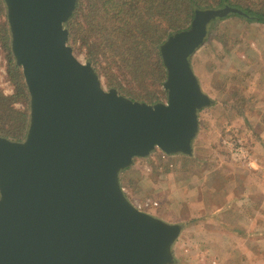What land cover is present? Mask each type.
I'll return each mask as SVG.
<instances>
[{
  "label": "water",
  "instance_id": "95a60500",
  "mask_svg": "<svg viewBox=\"0 0 264 264\" xmlns=\"http://www.w3.org/2000/svg\"><path fill=\"white\" fill-rule=\"evenodd\" d=\"M31 97L28 133L0 135V264H175L184 226L140 210L121 174L156 150L192 156L214 104L192 58L229 6L197 10L162 45L167 100L106 88L69 44L78 0H4Z\"/></svg>",
  "mask_w": 264,
  "mask_h": 264
},
{
  "label": "rangeland",
  "instance_id": "374dc122",
  "mask_svg": "<svg viewBox=\"0 0 264 264\" xmlns=\"http://www.w3.org/2000/svg\"><path fill=\"white\" fill-rule=\"evenodd\" d=\"M221 25L192 58L204 91L214 100L212 108L200 114L194 160L179 154L161 158L162 151L156 150L147 158H136L121 174L122 186L134 203L157 201L159 206L150 208V213L169 223H181L185 230L190 225L191 231L198 223L210 228L205 223L216 217L212 205L219 203L218 208L222 201L234 202L235 196H242L247 179L243 172L253 173L258 161L264 160L260 144L264 114L257 110L262 100L258 80L264 69V33H260L264 25L236 18ZM77 56L86 61L84 55ZM0 60L1 86L11 95L14 87L6 78V57L1 53ZM103 83L108 88L104 79ZM17 107L24 108L20 103ZM232 139L243 142L244 158L233 156L228 144ZM237 215L242 214H231L228 227L239 228ZM189 244L195 247L193 241Z\"/></svg>",
  "mask_w": 264,
  "mask_h": 264
},
{
  "label": "trees",
  "instance_id": "16d2710c",
  "mask_svg": "<svg viewBox=\"0 0 264 264\" xmlns=\"http://www.w3.org/2000/svg\"><path fill=\"white\" fill-rule=\"evenodd\" d=\"M226 6L241 13L218 18L210 25L209 34L234 18L264 25V0H78L67 23L69 44L76 55H84L93 64L108 88L155 104L167 100L161 45L176 32L188 29L197 10ZM11 40L7 7L0 0V53L6 57V78L14 87L13 94L8 95L1 86L0 60V135L21 141L30 125L31 97ZM19 103L24 108L17 107ZM161 153V158L169 157ZM179 155L194 160L190 155Z\"/></svg>",
  "mask_w": 264,
  "mask_h": 264
},
{
  "label": "crops",
  "instance_id": "0c3cea01",
  "mask_svg": "<svg viewBox=\"0 0 264 264\" xmlns=\"http://www.w3.org/2000/svg\"><path fill=\"white\" fill-rule=\"evenodd\" d=\"M260 33H264L262 28ZM262 100L258 112L264 114V69L259 76ZM257 82V83H258ZM264 147V133L260 139ZM264 154V153H263ZM264 157V155H263ZM264 160L258 161L253 173L244 171L246 182L242 185V196L235 201H222V206L210 208L216 217L210 218L211 227L194 225L183 232L174 246L175 264H264ZM242 173V174H243ZM133 174V173H132ZM243 174V175H244ZM172 175L168 177V182ZM157 183H155L156 186ZM229 192V196H230ZM238 198V199H237ZM225 209L224 212L222 210ZM231 209V210H230ZM239 210H241L239 212ZM246 211V212H245ZM237 215L239 228H230L228 221L232 213ZM191 231V232H190ZM195 247L189 248V242Z\"/></svg>",
  "mask_w": 264,
  "mask_h": 264
},
{
  "label": "built area",
  "instance_id": "2783aa9c",
  "mask_svg": "<svg viewBox=\"0 0 264 264\" xmlns=\"http://www.w3.org/2000/svg\"><path fill=\"white\" fill-rule=\"evenodd\" d=\"M228 144L231 146L232 148V152H233V156H238V158H244L246 155V149L245 146L243 144V142L241 140H234L232 139L231 142H228ZM140 210L149 212V209L152 207H156L159 206V202L157 201H152V200H148L147 202L143 203V202H135L134 203Z\"/></svg>",
  "mask_w": 264,
  "mask_h": 264
}]
</instances>
